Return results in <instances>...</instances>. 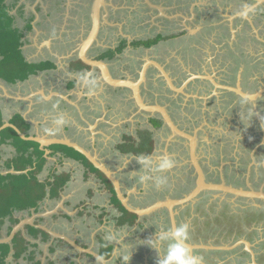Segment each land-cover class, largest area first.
I'll use <instances>...</instances> for the list:
<instances>
[{
  "label": "flooded vegetation",
  "instance_id": "obj_1",
  "mask_svg": "<svg viewBox=\"0 0 264 264\" xmlns=\"http://www.w3.org/2000/svg\"><path fill=\"white\" fill-rule=\"evenodd\" d=\"M29 1L34 4L47 3L51 7L49 8L50 13L60 15L62 23L66 22L68 1L72 5L70 18L67 19V28L70 32H66L54 41L58 49L75 48L76 44L81 41L78 37L83 32L82 29H86L85 25L88 20L93 25L96 0H10V5L5 0V3L10 6V14L16 10L17 15L23 16L28 14ZM202 1L195 0L194 3L187 4L185 0L181 5L180 3H168L164 0H104V6L101 8L99 40L94 41L92 46V53L98 52L99 56L89 58L93 61L104 62L105 69L112 78L129 79L134 83L146 69L145 82L140 83L142 105L146 109L134 103V109L141 111L139 131H135L136 133L133 135L135 141L128 138L123 139V144L114 150L102 145L97 147V152L95 147H79L89 153L96 163L110 172L116 180L119 175H122L124 182H132L131 185H128L129 189L134 188L135 180L138 177L135 173L137 170L127 173L120 172L118 165L113 163L116 151L120 154L119 157L127 156L129 159L141 154L149 155L154 162L158 155L165 154L170 157L178 163L176 178L184 180V193L180 197H169L162 201H176L187 197L197 188L200 172L204 175L207 184L225 183L232 188H248V185L259 188L264 183V137H258L255 142L251 139V135L259 136L260 133L264 135V95L256 99L257 108L254 111L258 115L249 117L240 109L238 101L242 96L236 93L237 89L242 90L243 93H256L264 87V74L262 73L260 76L255 73V71L264 69V3L257 4V0H248L249 3L256 4L262 11L242 21L235 13L240 9L244 0H231L224 6L218 5L215 8L216 13L203 11ZM55 5L56 7L53 8ZM39 9H43L41 4L38 5L37 11ZM55 10H58V13ZM127 12H131L133 15L142 14V18L146 19L145 24L151 29L152 34H149L147 38L138 39L121 36L118 41L119 45L107 48L105 45L108 42V34L112 35L115 31L116 35V30L120 32V28L125 30L129 25L125 23L122 16ZM215 15L217 16L215 17ZM115 19H118L117 22L119 24L122 22L123 25H116V23L104 25L105 21L109 23ZM138 25H140L139 21ZM89 32V30L85 31L83 37L86 38ZM134 43L142 44L135 46ZM121 45H124V48L119 50ZM252 50L255 53L252 54ZM138 51L145 52L146 57L137 59L130 55ZM241 58L245 62V66L243 70H238L237 66L236 69L241 75L238 77L236 73L229 72L227 69L231 61L233 64H235L234 62L239 63ZM90 68L92 69V67ZM98 68L100 69V67ZM99 71L104 79L102 69ZM116 89L123 92L124 95L131 92L127 87H116ZM113 91V88H109L106 94H112ZM125 102L124 100L122 104L125 110L132 108V105H126ZM162 112L168 114L175 127L192 137V142L186 136L173 133V128L164 121ZM142 118L146 121L148 119L147 124ZM252 122L255 126L257 125L255 132L251 131V128L254 127ZM128 128H130V124ZM234 134L239 136H233ZM89 140L91 143V139ZM84 157L88 163L85 159L78 157L80 161H83L81 164L84 172L86 175L99 177L103 181L111 196L110 203L117 207L121 217L123 212L116 202L113 203L114 195L118 200L119 197L110 177L98 169L86 156ZM131 162L136 161L132 159ZM56 172L55 170L54 173ZM131 174L135 176L132 177ZM103 177L112 185V189L108 187L109 183H105ZM231 179H238L241 184L230 183ZM188 186L190 188L187 189ZM206 193L212 196L215 200L213 204L218 208L216 221L228 216L238 217L237 213L228 214V209L234 208L238 202L243 203L239 207L244 208L242 214L245 217L244 228L234 234L235 239L232 242L227 240L225 243L221 239L216 241L204 238L205 240H203L197 235L194 239L190 238L189 243L208 247L194 249L196 253L205 257L204 264H241L236 259L232 260L227 257V254H237L236 251H240L239 262L246 257V264H252L248 247L242 241L250 244L249 247L255 252L257 263L261 264L262 261L259 258L261 259L264 253L254 249L253 242L257 240L253 235L257 234L256 227L264 218L252 223L253 227L249 221L254 212L264 213V201L255 200L256 202H254L251 198L236 197L230 192L203 189L194 202L172 207L176 226L181 223L189 224L196 218V213L204 210L201 206H204L207 197H202L201 202H197V200ZM125 196L128 197V194L126 193ZM131 197L130 206L136 210L147 209L156 203L150 202L149 204L145 201L139 204L135 201L134 196L131 195ZM141 198L143 195L136 200L140 201ZM135 215L136 221L134 222L136 223L142 217L148 218L150 215H156L153 222L155 227L152 228L153 235L156 230L173 228L171 211L166 206L151 214ZM126 224L130 225L129 222L119 225L122 227ZM40 230L45 232L41 228ZM152 233L151 239H153ZM100 243L103 245L104 241ZM236 243L239 244L235 248L225 249V247H232ZM76 244L79 245L77 242ZM80 247L97 254H107L111 248V254L107 259L111 264H122L121 259L116 260L120 255L114 242L107 248L103 247L99 252ZM222 247L223 249H221ZM113 252L115 255L112 254ZM81 253L89 255L87 252L81 251ZM221 254H224L223 261L220 260ZM140 264H142L141 261ZM152 264H157V262H152Z\"/></svg>",
  "mask_w": 264,
  "mask_h": 264
},
{
  "label": "crops",
  "instance_id": "obj_2",
  "mask_svg": "<svg viewBox=\"0 0 264 264\" xmlns=\"http://www.w3.org/2000/svg\"><path fill=\"white\" fill-rule=\"evenodd\" d=\"M6 3L9 4V0H6ZM39 4L43 9L37 11ZM71 6L68 1L66 22L59 24V30L55 32L59 34L56 37L52 29L51 34L46 31L48 28L50 31L48 24L53 25L58 16L56 13H50L51 7L47 3L29 2L27 15L19 16L16 10L11 12L14 17L13 28L20 30L23 37L20 47L22 57L30 64L44 63L47 67L36 71L25 80L15 82H9L0 76V174L19 175L29 171L30 168L24 172L17 171L14 166L26 159H33L36 165L35 155L38 148L43 152L45 159L38 175L41 182L49 180L55 170L56 174H69L70 179L59 196L51 197L48 193L38 208L15 214L20 221L31 223L25 225L22 230L29 248L28 252L17 260L10 252L6 264H96L94 257L81 253L60 238L74 240L84 248L99 252L103 249L100 242L108 231L124 236L119 242L114 241L120 255L116 260L121 259L122 254L128 251L131 252L129 264H140V261L142 264H152L157 262V253L147 246L146 241L151 239L156 215L148 216L149 219L142 217L137 223L120 227L118 219L121 214L115 205H111V196L105 184L99 177L86 175L81 164L83 161L75 155L74 148L64 144L41 146L36 141L23 139L9 126L14 125L26 137H36L48 141L47 143L57 141L77 147L91 146L95 147L96 152L97 147L102 145L108 149H118L123 144V139L135 141L133 135L139 131L141 111L134 109V103L137 101L133 89L129 88L131 92L124 95L101 77L97 66L91 69L81 60L82 56L87 59L99 56L98 52L92 53L93 45L84 55L79 52L85 31L91 29V21L88 20L86 29L82 27L83 32L78 37L81 41L75 48L61 50L54 42L66 32H70L67 19L70 18ZM99 34L100 30L98 36ZM98 36L96 41L99 40ZM85 72L93 73L97 80V86L91 92L80 80V75ZM109 88H113L112 94H106ZM124 100L126 105H132V108L125 110L122 105ZM61 118L64 123L57 124ZM13 131L22 141L30 142V146L18 140ZM53 146L70 149L66 150L68 156L64 151L52 148ZM26 150L28 151L25 153ZM114 154L113 163L118 165L120 172L127 173L124 162L130 159L127 156L119 157L118 151ZM118 178V183L122 189L124 186L122 191L128 194L129 201L132 200L131 195L139 199L141 195L146 194L147 184H137V178L132 189L128 188L132 182H124L122 175ZM166 198L169 197L151 200H154V203ZM141 202L142 200L138 201L139 204ZM147 202L150 204V200ZM36 225L45 229L48 235L34 236L26 229L27 226L40 229ZM8 227L10 222L7 220L0 238L8 236ZM152 238L155 239L153 233Z\"/></svg>",
  "mask_w": 264,
  "mask_h": 264
},
{
  "label": "trees",
  "instance_id": "obj_3",
  "mask_svg": "<svg viewBox=\"0 0 264 264\" xmlns=\"http://www.w3.org/2000/svg\"><path fill=\"white\" fill-rule=\"evenodd\" d=\"M10 11V6L6 5L5 0H0V76L9 82H15L17 80H25L36 71L45 69L47 64H30L24 60L20 50L23 37L20 30L13 28L14 17L10 14ZM139 44L142 43H134L135 46ZM123 48L124 45H121L119 50ZM15 135L18 140L22 141L16 133ZM22 142L28 146L31 144L26 141ZM52 148L58 149V151H64L63 153L66 156H68L66 150L70 151V149L65 147L53 146ZM151 151L152 148L150 149V153ZM73 152L77 157L85 159L87 162L83 155L76 151ZM35 157H37L36 165L33 159H26L25 161L23 160V163H17L14 166L17 171L22 172L30 168L26 173L24 172L19 175L8 174L6 176L0 174V236L2 235L7 220L10 222V227L7 230V235L9 236L15 225L20 222V219L15 217L16 213L38 208L40 203L46 199L48 193H50L51 197L54 195L59 196L70 179V175L67 173H52L49 180L41 182L38 179V175L45 164V159L43 152L38 148L36 149ZM89 165L92 167L91 164ZM114 199L116 205L123 212V215L118 220L120 225H123L125 222L127 223L130 218L129 215L136 217L135 214L123 207L116 195H114ZM262 217L264 218V213L254 212L249 224L261 220ZM132 223H134L133 220H131L130 224ZM26 229L34 236L38 234L48 235L33 226H27ZM28 246L29 243L24 234L21 231L18 232L12 241V247L9 244H0V264H6V260L12 250L14 251V259H19L28 252ZM110 254L111 248L108 250L106 257H109Z\"/></svg>",
  "mask_w": 264,
  "mask_h": 264
},
{
  "label": "rangeland",
  "instance_id": "obj_4",
  "mask_svg": "<svg viewBox=\"0 0 264 264\" xmlns=\"http://www.w3.org/2000/svg\"><path fill=\"white\" fill-rule=\"evenodd\" d=\"M164 1L168 2V3H171V2L180 3L181 5H183L185 0H164ZM228 1H231V0H225V1L224 0H203L202 1V6L204 7L203 11H213L216 13L217 11L215 10V8L218 5H221V6L226 5V2L228 3ZM9 2H10V0H9ZM186 2H187V4H189V3L192 4L195 2V0H186ZM55 7H56V5L53 8H55ZM113 9L115 11H117L115 8H113ZM55 11L58 13V10H55ZM115 16H117V15H115ZM122 16L124 17V20L126 21L125 23L127 25L128 24L129 25L125 28V30H122L120 28V32L116 30V35H115V31L113 32L112 35L110 33L108 34V38H107L108 42L105 45V46H107V48L115 47L116 45H119L118 41H119V37H121V36H124L125 38L138 39V38H147V37H149L148 36L149 34H152L151 29L145 24L146 19L142 18L143 17L142 14L133 15V13L127 12L125 14H122ZM216 16L217 15H215V17ZM117 20L118 19H115L114 21L109 22V23L107 21H105L104 25L105 26L108 24L114 25L115 23H116V25H123L122 22L119 24L117 22ZM138 21L140 22V25H138ZM60 23H62V21H61V16L59 15V16H56V21L54 22L53 25H50V23L48 24V26H50V31H49V28L46 29V31L51 32V29H52L53 34L56 37L58 34L55 32L57 31ZM73 27H74V25H73ZM104 30L108 31L107 29H104ZM71 31H73V30H71ZM103 44H104V42L102 43V45ZM251 53L253 54L255 52L252 50ZM130 55H133V57L137 58V59L146 57L145 52H142V51H138L135 53L133 52ZM234 63L235 64H233L232 61L230 62V65H228L229 67H228L227 71L234 72L238 75V77H240L241 75H240V72L238 70L244 69L245 62H243L242 58H241V62H239V63L234 62ZM237 66H238V70L236 69ZM255 73L257 75L261 76L262 73L264 74V69L255 71ZM227 76H229V75H227ZM241 123L243 124V120L241 121ZM252 124L254 127L251 128V131L255 132L257 125L255 126L253 122H252ZM252 132H249V133H252ZM260 134L261 135H259V136L251 135L252 141L255 142L256 140H258V137H260V136H261V138L264 137L263 133H260ZM233 136L238 137L239 135L234 134ZM165 150H164V152H165ZM162 157H165V154L156 156L155 163H159V161ZM139 167L140 166L136 162L130 161L126 166V170H128V171L137 170V172H135V173L138 176L140 174L138 172ZM177 168H178V163L175 162V166L171 170H169L170 173H168L169 171H167L163 174L164 176L167 177L166 182L163 185L156 187L154 182L147 183V187L149 189H148V191H146L147 192L146 194H143V198H141V200H142L141 203H143L147 200H150V202H153L154 200L163 199L165 197H175V196L180 197L181 194L184 193V191H183L184 180L176 178V173H178L176 170ZM103 179H105V178L103 177ZM104 181H105V183L108 182V180H106V179ZM136 182H137V180H136ZM229 182L230 183L233 182L236 185L241 184V181L238 179H231ZM137 184L140 185V183H138V182H137ZM108 187L110 189H112V186L110 185V183L108 184ZM188 188H190V187L188 186L187 189ZM146 196H147V199H146ZM204 196L207 197L206 203L204 204V206H201L202 209L204 208V210H200L198 213H196V215H195L196 218L194 217L195 219H193L190 223L188 222L189 223L188 225H190L191 238L194 239L197 235V236H199L200 239H203V240H205L204 238H206V240H209V239L212 240L213 239L216 241L221 239V241H223L225 243H227V240L232 242L233 239H235L234 234L236 232H239V230L244 228V222L243 221H244L245 216L242 214L243 213L242 209H244V208L239 207L240 205H243V203L238 202L237 203L238 205L234 206V208L232 207V209H230V210L228 209V214H230V213L236 214L237 213L236 215L238 217H236V216L235 217H229L228 216L227 218L223 217V218L216 221V217L218 215V208L215 207V205L213 204V203H215V200H213L212 196L206 193L203 196H200V198L197 200V202H199V201L201 202L202 197H204ZM151 198H153L154 200H151ZM211 199H212V201H211ZM115 202H116L115 199H113V203H115ZM136 202H138V201L136 200ZM253 204H255V203H253ZM257 204H259V203H257ZM259 205H261V204H259ZM129 216H130V218L128 219L127 222L131 223V220L136 221V217L134 215H129ZM230 221H232V222H230ZM134 223H132V224H134ZM258 224L259 225L256 227L258 232H257V234L253 235L254 239L257 241L253 242V247L257 252H263L264 253V220L263 221L261 220ZM251 226L253 227L254 224H252ZM236 252H238V253L237 254H234V253L227 254V257L229 259H232V260L236 259L238 261V263L246 264L247 263L246 257L243 258L244 260L239 262L240 251H236ZM223 259H224V254H221L220 260L223 261ZM259 260H261L262 263L264 264V256L263 257L261 256V259L259 258Z\"/></svg>",
  "mask_w": 264,
  "mask_h": 264
},
{
  "label": "water",
  "instance_id": "obj_5",
  "mask_svg": "<svg viewBox=\"0 0 264 264\" xmlns=\"http://www.w3.org/2000/svg\"><path fill=\"white\" fill-rule=\"evenodd\" d=\"M102 6H104V0H96L95 6H94L92 28H91L88 36L83 39V41L81 43V46H80V50H79V52L81 54H83V55L86 52V50L89 49V47L91 45H93L94 41H96V39H97L99 30H100V27H101V8H102ZM81 60L84 63H86V65H88L89 67H92V68L96 67V66L100 67V69H102V71H103V77H104L105 81H107V83H109L110 85H112L114 87L132 88L133 89V95H134L137 103L141 107L146 109L145 106L142 105V98L140 96V91H139L140 90L139 89L140 83H143V81L145 80L146 69H144V71L142 72L141 77L138 79V81L136 83H134V82H132L129 79L121 80V79L112 78V76H110V74L107 73V71L105 69V66H104L105 65L104 62L93 61V60L87 59L85 56H82ZM208 78H211V77L208 76ZM233 90L235 91V89H233ZM236 93L241 95V96H243L245 94L240 89H237ZM256 94H257V98L256 99H259V97L263 96L264 95V87L260 88L256 92ZM162 115L164 117V121L167 122L173 128V131H174L173 133H177L178 135H181V136L182 135L186 136V138H188L192 142L193 138L189 137V135L183 133L177 127H175L173 125V123L171 122L170 117L168 116V114H166L165 112L164 113L162 112ZM9 126L12 127L13 129H15L23 139L30 140V141H36L41 146L47 147V146L53 145V144H64V145H67L69 147L74 148L76 151H78L79 153H81L84 156H86L91 162L94 163V165L98 169H100L103 173H105L108 177H110V180L113 182V184H114V186L116 188V193H117V195L119 197L120 202L122 203V205L128 211H130L132 213H135L138 216H143V215H146V214H151V213L159 210L160 208L166 206L171 211L172 227L173 228L176 227V220H175V217H174L175 214L173 213L172 207L174 205H184L185 203H188V202H194L195 199L197 198L198 194L200 193V191L203 190V189H209V190H212V191H219V192H221V191L222 192H230V193H233L236 197H248V198H251V199L254 200V202H256L255 200L264 201V183H262L259 188H254V187H251L250 185L247 186L248 188H232V187L227 186L225 183H222V184L208 183L207 184L206 181H205L204 175L202 174V172H200L197 188L193 192H191L187 197H185V198H183L181 200H176V201H172V200L158 201L154 205H152L151 207H149L147 209L136 210V209H134V208H132L130 206L129 198L125 196L124 192L122 191V189H121V187H120V185L118 183V180H116L115 177H113L110 174V172L105 170L101 165L97 164L95 159L92 158L91 155L89 153H87L84 149H82L80 147H77V146H74V145H71V144H68V143H64V142H57V141L51 142L50 141L49 143H47L48 141H42L40 139H36V137H26L22 133H20L18 131V129L14 125L9 124ZM173 135H175V134H173ZM169 140H171V138H169ZM25 225H31V223L26 222L25 220H21L20 223L17 224L13 228V230H12V232H11V234L9 236H7L5 238H0V244H9L12 247V241H13L15 235L18 232H20V231L22 232V230H23ZM41 229H43V228H41ZM43 230H45V229H43ZM60 239L65 240L69 245H71L72 247H74L78 251L87 252L89 255L93 256L94 258L96 257V255H98L96 252L81 248L79 245L76 244V242L74 240H70V239L64 238V237H62ZM242 243H244L248 247V251H249V254L251 256V263L252 264H258L255 252L252 250V248L249 247L250 244L247 243L246 241H242ZM238 244L239 243H236L232 247H225V249H233ZM189 246L191 248H193V249L200 248V247L201 248H203V247L204 248H208L205 245H193L191 243H189ZM209 248H213V247H209ZM216 249H218V248H216ZM221 249H223V247ZM13 253H14V251L12 250L11 251V256L13 255Z\"/></svg>",
  "mask_w": 264,
  "mask_h": 264
},
{
  "label": "clouds",
  "instance_id": "obj_6",
  "mask_svg": "<svg viewBox=\"0 0 264 264\" xmlns=\"http://www.w3.org/2000/svg\"><path fill=\"white\" fill-rule=\"evenodd\" d=\"M264 3V0H257V4ZM262 11L256 4L249 3L244 0L240 9L235 13L240 20H247L250 17L259 14ZM80 80L84 86L91 92L97 86V80L93 73L85 72L80 75ZM257 94L254 92L245 93L238 101L240 109L243 110L249 117L258 115L254 110L257 108L256 104ZM57 107V105H54ZM63 118L57 121V124H63ZM140 166L137 177V182L140 184H147L154 182L156 187L163 185L167 177L163 174L171 170L175 166V161L170 157H162L159 163H155L149 155H137L132 157ZM130 160L124 162V167L127 166ZM120 233L106 232L103 236L102 247L107 248L114 241L119 242L123 239ZM191 238L190 227L187 223H181L175 228L167 230H159L155 232V239H148L147 246L152 248L157 253V264H204L205 257L194 251L189 246ZM162 251V254H161ZM115 255V252L112 253ZM131 260V252L126 251L121 256L122 264H129ZM96 264H111L107 259L106 254H98L95 257Z\"/></svg>",
  "mask_w": 264,
  "mask_h": 264
}]
</instances>
